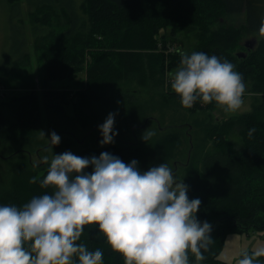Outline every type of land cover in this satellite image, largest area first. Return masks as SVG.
<instances>
[{
  "label": "trees",
  "instance_id": "obj_1",
  "mask_svg": "<svg viewBox=\"0 0 264 264\" xmlns=\"http://www.w3.org/2000/svg\"><path fill=\"white\" fill-rule=\"evenodd\" d=\"M28 1L37 3L40 0ZM56 2L61 6V14L67 24L77 29L80 23L74 0H56ZM206 2L209 5L208 9L220 10L219 15L207 22V29H211L214 25H218V28L212 32L215 38L206 41L204 46L195 51L227 58L242 74L245 83L253 76L254 92L264 93V35L258 31L261 20L264 19L261 15L263 7L260 1L206 0ZM38 7V12H46ZM192 9L193 0H84L80 12L87 16L88 22L94 26V29L88 35H83V32L78 30L74 36L78 37L79 43L75 41L73 45L46 53L48 64L42 80L44 88L40 93L33 90L19 95V98L8 104H0V140L11 122L1 106L12 109L15 119L20 124L26 125L39 118L41 101L48 112L62 114L64 107L79 97L82 101H99L108 88L129 79L130 75L139 77L142 84L147 81L148 73L151 79H155L153 65L156 63L160 64L163 78L167 70H176L183 52L167 53L169 48L174 47L179 41H174L159 32L164 25L170 24L168 20L162 22L160 20L165 17L164 12H171L174 21L182 19V24L186 21L185 25L188 26L190 20L199 21L196 17H192L194 15ZM199 11L201 15L206 14L204 9H196V12ZM55 15L59 16L56 12ZM243 15L245 17L243 23L238 26L235 22ZM95 34L103 38L100 40L107 41L106 45L103 43L99 48ZM246 35H258L262 41H259L254 49L246 51L244 58L232 54V48H237L242 36ZM90 38L93 42H90ZM86 50H88L87 58L84 52ZM98 52L111 53L102 56ZM144 52H152L153 56L145 55ZM78 58L79 61L75 63V59ZM85 59L86 63L90 64L87 71L88 83L76 99L72 100L69 90L49 87L53 81L66 80L80 73ZM154 73L156 74L157 71L155 70ZM166 81H170L168 75L165 77ZM167 87L171 88L170 83ZM179 101L181 102V99ZM198 104L211 107L215 102L205 104L198 100L195 106ZM216 121L215 124L207 125L204 131L205 141L212 142V151L205 154L201 172H189L188 179L190 189L196 195L194 198L198 197L202 201L197 215H201L203 220L205 217L214 224L211 232L214 242L207 251H204L202 264H226L218 258L228 234H249L251 230H264V103L253 112L226 121L219 119ZM143 125H139L138 128ZM253 127L256 131L249 136L248 129ZM138 144V142L137 144L120 142L111 144L103 150L88 149L81 156H99L101 152L108 151L119 156L126 163L132 159L138 160L139 167L145 171L150 166L162 162L169 164L170 153L147 152ZM49 145L51 146L52 143L50 142ZM191 157L189 156L188 163L182 164L183 167L188 169ZM10 158L12 156L0 155L2 160ZM175 167H179L178 160L175 161ZM177 168L175 175H179L180 172ZM41 169L43 170L41 175H36L31 168L18 163L14 167L10 181L0 175V204L22 206L35 195L50 194L53 188L51 186L44 188L40 184L48 167L42 165ZM86 171L91 172L92 168L89 167ZM33 176L37 177L36 183H30V178ZM178 179L182 181L181 175ZM212 196H218L221 203L208 206L207 202H216L211 199ZM79 242L85 243L90 250L100 248L104 253V264H125L123 255L112 249L106 236L99 233L98 226L86 225ZM189 260L190 264H197L195 255L191 252H189Z\"/></svg>",
  "mask_w": 264,
  "mask_h": 264
},
{
  "label": "clouds",
  "instance_id": "obj_2",
  "mask_svg": "<svg viewBox=\"0 0 264 264\" xmlns=\"http://www.w3.org/2000/svg\"><path fill=\"white\" fill-rule=\"evenodd\" d=\"M258 31L264 35V19ZM167 75L166 87L170 83L186 108L199 100L236 112L244 104L246 84L227 58L182 53L180 65ZM114 125L115 113H109L99 125L101 145L114 143ZM255 131L249 128L248 135ZM152 135L145 132L142 139ZM49 140L58 145L61 137L52 131ZM40 184L53 191L22 206L0 204V264H104L100 248L78 243L86 225L98 226L125 264H190L189 252L203 260L214 242L211 223L197 218L201 199L189 198V186L165 162L145 171L138 160L126 163L108 151L91 157L65 151L54 154ZM261 257L264 245L236 264H264Z\"/></svg>",
  "mask_w": 264,
  "mask_h": 264
},
{
  "label": "rangeland",
  "instance_id": "obj_3",
  "mask_svg": "<svg viewBox=\"0 0 264 264\" xmlns=\"http://www.w3.org/2000/svg\"><path fill=\"white\" fill-rule=\"evenodd\" d=\"M83 1L74 0L80 24L77 29H73L63 18L61 6L56 0H40L37 3L28 0H16L15 2L0 0V104H8L15 98H19V95L33 90L40 93L44 88L42 80L48 64L46 53L53 49L60 50L67 45H73L75 41L79 43L78 37L74 36L78 30H81L83 35L90 34L94 26L88 22L87 16L80 12ZM258 1L263 7L261 15L264 17V0ZM38 6L46 12H38ZM207 6L209 5L206 0H193L194 15L192 17H196L199 21L188 20V26L185 25L186 21L182 24V19L174 21L171 12H164L165 17L160 22L168 20L170 24L164 25L159 32L174 41H179L174 46L183 53L201 48L206 41L215 38L212 32L218 28V25H214L211 29H207V22L220 14L218 8L208 9ZM196 9H204L206 14L201 15L200 11L196 12ZM55 12L59 16L56 17ZM244 18V15L241 16L235 24L241 25ZM95 36L98 38L96 43L99 48L103 43L106 45L107 41L100 40L102 37L97 34ZM89 40L93 42L91 38ZM251 40H256L257 44L262 41L258 35L242 36L239 46L230 49L231 53L238 54L248 51L245 43ZM159 51L154 52L159 53ZM84 52L87 58L88 50ZM106 53L101 55L105 56ZM144 54L153 56L152 52H144ZM78 61L79 58L74 62ZM85 63L86 59L81 65L83 73L81 71L66 80L53 81L49 87L69 90L72 100L76 99L88 83L87 71L90 64ZM160 68V64H154L155 79H151L148 73L147 81L143 84L140 83L139 77L130 75L129 79L108 88L99 101H82L79 97L65 106L62 114L48 112L41 101L39 118L26 125L20 124L15 119L12 109L1 106L11 122L9 128L2 134L0 155L12 156V158L0 159V175L3 179L10 181L14 167L18 163L25 164L36 172V175H41L43 172L41 166L49 167L55 153L71 151L81 156L88 149L103 150L111 144L139 141L138 146L144 151L170 153L171 160L168 165L174 173L177 168L175 161H179L177 169L180 172L176 178L179 180L178 177L180 178L181 175L182 181L184 180L189 186V198H194L195 192H192L188 182L189 172H201L205 154L212 151V142L205 141L204 131L207 125L215 124L218 119L226 121L253 112L255 108L258 109L264 103V93L254 92V78L251 76L245 83L244 104L236 112H225L216 103L211 107H203L200 104L195 106L194 103L191 108H186L179 101L180 96L171 88L166 87L165 77L168 72L175 70H167L163 78ZM155 70L157 75L154 73ZM109 113H115L114 127L118 135L114 143L101 145L102 136L99 125L105 121ZM150 117L158 119V122L149 121L145 125ZM142 124L144 125L140 128H134ZM161 127H165V130H161ZM134 129L135 132H133ZM52 131L61 137L58 145H49ZM145 132H152L154 135L145 141L142 139ZM187 133L190 134V138ZM45 156L48 157L47 161L44 159ZM189 156L192 157L187 169L182 164L188 163ZM211 199L216 202H207L208 206L221 203L218 196H212ZM197 218L201 222L206 220L205 217L203 220L201 215H197ZM211 225L214 227L213 223ZM261 245H264V230H251L249 234L230 233L225 239L218 259L226 264H236L244 252L252 251ZM197 264H202L201 260L197 261Z\"/></svg>",
  "mask_w": 264,
  "mask_h": 264
},
{
  "label": "water",
  "instance_id": "obj_4",
  "mask_svg": "<svg viewBox=\"0 0 264 264\" xmlns=\"http://www.w3.org/2000/svg\"><path fill=\"white\" fill-rule=\"evenodd\" d=\"M257 45V41L256 40H251V41H248L245 43V47L248 49V50H252L255 48V46ZM238 57H246V53L245 52H240L238 53ZM165 130V127H161V130Z\"/></svg>",
  "mask_w": 264,
  "mask_h": 264
},
{
  "label": "flooded vegetation",
  "instance_id": "obj_5",
  "mask_svg": "<svg viewBox=\"0 0 264 264\" xmlns=\"http://www.w3.org/2000/svg\"><path fill=\"white\" fill-rule=\"evenodd\" d=\"M156 121V122H158V119H156V118H154V117H150V118H148L147 120H146V122H145V125H147L148 124V122L149 121ZM139 126V125H138ZM138 126H137V128H138ZM133 132H135V129H134V131ZM188 134V137L190 138L191 136H190V134L189 133H187ZM135 138L137 139V137L135 136ZM135 139V140H136ZM133 143V144H137V142L139 143V141H135V142H132V141H123V143Z\"/></svg>",
  "mask_w": 264,
  "mask_h": 264
},
{
  "label": "built area",
  "instance_id": "obj_6",
  "mask_svg": "<svg viewBox=\"0 0 264 264\" xmlns=\"http://www.w3.org/2000/svg\"><path fill=\"white\" fill-rule=\"evenodd\" d=\"M178 51H181V50H179L178 48H176L174 46V47H170L169 50L167 51V53H170V52H172V53L174 52L175 53V52H178Z\"/></svg>",
  "mask_w": 264,
  "mask_h": 264
}]
</instances>
